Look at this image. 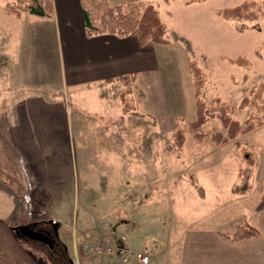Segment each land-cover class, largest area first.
<instances>
[{"label":"rangeland","instance_id":"obj_1","mask_svg":"<svg viewBox=\"0 0 264 264\" xmlns=\"http://www.w3.org/2000/svg\"><path fill=\"white\" fill-rule=\"evenodd\" d=\"M14 1L0 0V30L11 33L8 54L16 57L22 53L21 46L13 42L18 33L24 31L18 24L23 23L25 27L31 21L47 19L27 13L20 20L7 16L5 4ZM107 1L139 12L148 5L160 8L167 27L164 38L173 43V48L166 49L167 53L162 55L159 69L166 108L160 109L152 100L148 101L150 112L141 114L146 122L115 120L121 137L117 145L124 148V153L117 158L116 142L113 148V142L99 139L95 123L83 124V131L76 124L82 117L103 118L92 91L87 100L90 110L83 108L84 102L64 109L57 139L52 142L56 156L37 158L40 165L19 156L17 141L9 138L15 137V125L6 123L15 114L17 102L4 108V99H0V121L4 122L0 123V223L15 227L29 223L34 229L48 230L56 244L54 250L43 243L21 239L43 246L49 264H71L62 256V246L69 248L67 255L72 264H80L77 255L83 241L94 243L96 238L108 239L101 222L108 221L111 229L112 217L121 214L131 220L137 210L134 202L142 201V206L147 202L154 238L151 246L145 248L149 254L148 264H180L183 259H177V251L172 246L184 242L181 246L186 248L187 241L194 235L189 232L203 229L232 234L239 228L237 225L242 223L239 211L245 208L238 194L247 197L252 193L246 198L249 203L264 204V124L224 145L215 146L208 141L197 143L188 132L181 150L174 143L177 127H186L196 117L189 60L195 61L206 74L202 89L206 101L219 98L229 106V116L241 123L249 116L261 120V113L255 109L241 110L238 105L253 86L264 82V10L256 21L237 22L222 19L216 11L250 0H206V3L193 2L189 6L184 5L192 0ZM251 1L262 3L264 0ZM239 56L247 58L250 66L239 67L228 61ZM133 88V100L143 109L142 93L137 85ZM117 91L115 89V93ZM262 99L264 101V94ZM109 117L115 118L114 114ZM202 129L207 134L221 130L220 121L214 116ZM2 132L6 135L2 136ZM106 152L115 156L109 157V164L103 163L102 154ZM107 166L108 172L104 170ZM36 168L40 170L38 174ZM191 179L203 190V198ZM129 193L134 196L132 202H128ZM142 193L143 197L149 196L146 201L136 196ZM117 201H122V205ZM50 218L57 222L51 220L58 225L57 232L48 224L35 223L38 219ZM162 219H171V223L159 229ZM123 228L126 230L122 234H126L129 226L125 224ZM127 234L129 238V232ZM59 236L63 242L59 241ZM112 246L115 252L109 260L115 262L119 253L117 264H140L133 252L124 255L125 247ZM141 247L136 246L131 251L136 252L135 249ZM95 262L110 264L112 261L103 263L100 258Z\"/></svg>","mask_w":264,"mask_h":264},{"label":"crops","instance_id":"obj_2","mask_svg":"<svg viewBox=\"0 0 264 264\" xmlns=\"http://www.w3.org/2000/svg\"><path fill=\"white\" fill-rule=\"evenodd\" d=\"M191 4L193 3L184 6ZM155 9L165 25L160 8L155 7ZM52 10V17H44L47 20L31 21L25 27L23 23L18 24L24 31L18 33L17 39L13 42L15 46H21L22 53L16 57L8 54L11 33L1 31L2 28L0 30L2 32L0 99H4V108H7L11 102H17L15 114L10 121L6 120V123L15 125V137L9 138L17 141L19 156L33 159L32 162L35 164H40L37 158L56 156L52 142L57 139L58 126L62 122L64 109L75 107L77 102H84L83 108L90 110L87 100L92 91L95 92L97 98L95 103H98L103 118L102 116L82 117L76 124L83 131V124L95 123L99 139L113 142V148L115 142L117 145V141L121 140L115 128L116 119L123 123L133 121L137 124L138 121L142 124L145 117L141 116L142 111L145 115L150 112L148 104L152 100L156 101L160 109H165L166 98L161 83L162 72L159 69H161L162 55L167 53L166 49L173 48V43L169 40L168 45L152 42L142 44L137 31L124 37L107 33L87 36L79 0H52ZM24 14L26 13L21 14L19 20ZM165 29L167 30V27ZM132 76L134 78L130 84L132 92L133 87L137 85L145 105L140 109L135 104V110L123 114L119 95L124 88H127L122 83ZM115 89L118 90L116 93ZM112 90L113 93H110ZM80 107L82 108L81 105ZM111 114H114V119H110ZM0 123L4 122L0 121ZM85 127L86 125L84 131ZM2 133V136L6 135L5 132ZM122 152L124 153V148H121L120 144L117 145L116 157L119 158ZM109 157L115 158L109 152L102 154L104 164L111 163ZM36 169L33 170L38 174L40 170ZM105 169L107 172L110 170L108 166ZM251 195L252 193L244 197L238 194L245 209L243 212L239 211L242 214V223L237 225V228L243 225L252 226L259 231L258 237L230 241L223 236L225 234L223 232L197 229L189 232L190 235L191 233L194 235L187 241L186 248L181 246L184 242H177L176 246H172L177 251V259H183L180 264H264V204L258 202L259 205H256L253 201L249 203L246 198ZM136 196L141 200L144 198V201L149 197L147 194L143 197V193ZM127 198H130L128 202L134 200V196L131 197L130 193ZM117 203L122 205L123 202L117 201ZM141 203L142 201L134 202L137 210L131 220L118 214L112 217L111 229L108 221L101 222V227L106 228L109 241L115 246L125 247L128 252H134L131 250L136 246H142L140 249H135L136 252L148 249L154 240L152 218L145 205L147 202L143 206ZM51 220L53 219H38L35 223L48 224L54 232H57V222L53 220L56 223H52ZM170 223L171 219L164 221L162 219L159 229ZM125 224L129 226L127 231L129 238L126 236L127 233L122 234L126 230L123 228ZM14 227L9 223H0V264H49L46 262L45 248L22 240V236L15 232ZM59 241L63 242L60 236ZM62 247L64 248L62 256L68 258L72 264L69 254L67 255L69 248ZM54 248L55 244L53 249H49L54 250ZM145 251L147 252L146 249ZM170 255L175 256L173 253ZM55 257L57 258V255ZM116 257L115 262L109 260L110 257L101 258V262L108 260L112 261L110 264H117L120 254L117 253Z\"/></svg>","mask_w":264,"mask_h":264},{"label":"trees","instance_id":"obj_3","mask_svg":"<svg viewBox=\"0 0 264 264\" xmlns=\"http://www.w3.org/2000/svg\"><path fill=\"white\" fill-rule=\"evenodd\" d=\"M79 1L83 11L84 30L87 36L107 33L124 37L137 31L142 44L147 42L170 44L164 38L165 25L161 22L158 11L151 5L146 6L142 12H139L136 9L125 10V5H111L107 0ZM204 1L206 0H192L188 4ZM263 10L264 1L258 3L250 0L216 12L218 16L226 21L252 22L258 20ZM4 13L15 18H20L22 13L49 18L53 15L52 2L51 0H16L5 4ZM228 61L239 67L247 68L250 66L249 60L241 56L228 59ZM188 68L193 86L196 117L186 127H177L174 133V143L178 150H181L187 132L197 143L208 141L215 146H219L234 140L238 136L246 135L264 124V101L262 99L264 82L253 86L248 95L244 96L238 105L241 110L247 107L255 109L258 113H261V120L249 116L241 123L229 116V106L221 102L219 98H213L209 101L203 98L202 89L206 81V74L197 66L195 61L189 60ZM133 80L132 76L128 81L123 82V85L127 87L120 93L123 114L135 109V103L131 95L132 87L129 85ZM214 116L220 121L221 130L211 134L204 133L203 125ZM191 183L203 197V190L193 179H191ZM223 236L230 241H241L258 237L259 231L252 226H241L232 234H224Z\"/></svg>","mask_w":264,"mask_h":264},{"label":"built area","instance_id":"obj_4","mask_svg":"<svg viewBox=\"0 0 264 264\" xmlns=\"http://www.w3.org/2000/svg\"><path fill=\"white\" fill-rule=\"evenodd\" d=\"M114 252L113 246L108 239H95L94 243H89L88 240L83 241L78 251V262L80 264H97L96 259L102 256H110ZM122 252H126L123 250ZM140 264H148L149 255L145 252H137L134 254Z\"/></svg>","mask_w":264,"mask_h":264},{"label":"water","instance_id":"obj_5","mask_svg":"<svg viewBox=\"0 0 264 264\" xmlns=\"http://www.w3.org/2000/svg\"><path fill=\"white\" fill-rule=\"evenodd\" d=\"M16 232L29 240L37 241L47 245L50 249H53L54 242L51 237L41 231L34 230L30 225L24 224L17 226Z\"/></svg>","mask_w":264,"mask_h":264},{"label":"flooded vegetation","instance_id":"obj_6","mask_svg":"<svg viewBox=\"0 0 264 264\" xmlns=\"http://www.w3.org/2000/svg\"><path fill=\"white\" fill-rule=\"evenodd\" d=\"M32 227V226H31ZM33 228V227H32ZM34 229V228H33ZM35 230H38V231H41L43 233H45L46 235H48L49 237H51L53 239V235L52 234H49L50 232L48 230H44L42 228L40 229H35ZM55 244V243H54ZM56 245V244H55Z\"/></svg>","mask_w":264,"mask_h":264}]
</instances>
